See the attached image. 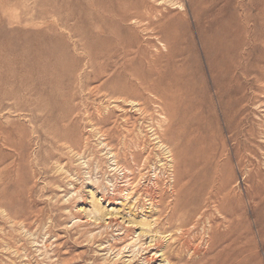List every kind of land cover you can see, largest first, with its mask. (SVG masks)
Here are the masks:
<instances>
[{
	"label": "rangeland",
	"instance_id": "1",
	"mask_svg": "<svg viewBox=\"0 0 264 264\" xmlns=\"http://www.w3.org/2000/svg\"><path fill=\"white\" fill-rule=\"evenodd\" d=\"M256 76L264 0H0V264H141L228 217L264 264Z\"/></svg>",
	"mask_w": 264,
	"mask_h": 264
},
{
	"label": "bare ground",
	"instance_id": "2",
	"mask_svg": "<svg viewBox=\"0 0 264 264\" xmlns=\"http://www.w3.org/2000/svg\"><path fill=\"white\" fill-rule=\"evenodd\" d=\"M137 19V18H136ZM137 24V23H135ZM221 46V44L219 45ZM134 51V50H133ZM219 51V50H218ZM223 51V50H222ZM157 55V54H156ZM155 59V58H154ZM235 59V58H234ZM154 61V60H153ZM234 62V61H233ZM127 63V62H126ZM246 65V64H245ZM246 67V66H245ZM263 67V66H262ZM261 69V68H260ZM245 71V70H244ZM263 70H261L262 72ZM126 72H128L126 70ZM263 73V72H262ZM246 75V74H245ZM253 80L258 83L259 85L261 84V82L264 81V77L263 76H256L253 78ZM138 81V79L136 80ZM141 84L140 87L143 91H148L149 94L150 92L153 94H156V90L155 88L152 86V83H148V82H144L142 83L140 81ZM259 87V86H258ZM259 95L255 96L256 97V101L255 104H264V87H260L259 89ZM152 96V95H151ZM122 99V98H121ZM124 99V98H123ZM127 100V98H125ZM124 99V100H125ZM159 99V98H158ZM131 101V100H129ZM134 101V100H133ZM142 104V102H141ZM157 105V104H156ZM160 106V105H159ZM264 109V108H262ZM263 120H255L253 122V125L248 127L247 129V134L249 135V137L251 139H256L261 138L264 140V118H262ZM249 122V121H248ZM2 130V129H1ZM2 133V132H1ZM9 135V134H7ZM1 136V134H0ZM4 136V135H3ZM6 137V136H4ZM8 138V137H7ZM4 138V139H7ZM3 140V139H2ZM6 142V140L4 141ZM4 142H3V146H4ZM10 142V140L8 141ZM6 142V143H8ZM252 142V141H251ZM250 142V143H251ZM261 142V141H260ZM2 143V142H1ZM5 143V144H6ZM11 145L8 146H12V142H10ZM14 143V142H13ZM258 144V143H257ZM14 147V146H12ZM15 147H17L15 145ZM13 150V149H12ZM16 151V150H15ZM258 165V163H257ZM259 167V166H257ZM213 182V181H212ZM217 183V182H216ZM215 183V184H216ZM209 184V183H208ZM211 184V183H210ZM218 185V184H217ZM212 186V189L214 191H218L217 186L214 185H210ZM191 189V188H190ZM209 189V188H208ZM220 189V188H219ZM193 190V189H191ZM212 190V191H213ZM210 193H213V192ZM221 191V190H220ZM207 193V191H206ZM221 193V192H219ZM205 194V193H204ZM203 194V195H204ZM209 194V193H208ZM212 195V198L214 200H211L213 202V206H215V203L218 204V202L216 201V194L214 192V194H210ZM223 195V194H222ZM225 195V194H224ZM260 195V194H259ZM205 196V195H204ZM210 197V196H208ZM218 197V196H217ZM222 197V196H221ZM219 198V197H218ZM223 198V197H222ZM221 198V199H222ZM220 199V198H219ZM218 200V199H217ZM206 201V200H205ZM204 201V202H205ZM219 201V200H218ZM203 202V204H204ZM211 202V203H212ZM220 202V201H219ZM180 202H177V204ZM175 204V205H177ZM202 204V205H203ZM221 204V203H220ZM198 205V204H197ZM206 204H204L205 206ZM209 205V204H208ZM211 205V204H210ZM203 206V207H204ZM212 206V205H211ZM176 207V206H175ZM198 207V206H196ZM195 207V208H196ZM202 207V209H203ZM219 207V206H218ZM205 208V207H204ZM210 208V206L208 207V209ZM212 208V207H211ZM227 208V207H226ZM175 209V208H174ZM201 209V210H202ZM213 209V208H212ZM225 209V208H224ZM176 210V209H175ZM173 210V211H175ZM217 211H220L219 208H216ZM223 210V209H222ZM227 210V209H225ZM223 210V211H225ZM172 211V212H173ZM177 211V210H176ZM181 212V210H179ZM203 211V210H202ZM205 211V209H204ZM212 211V210H211ZM178 212V211H177ZM200 212V210H199ZM209 212V211H207ZM214 212V211H212ZM221 212V211H220ZM228 212V211H227ZM170 213V212H169ZM168 213V214H169ZM185 213V212H184ZM191 213V212H189ZM201 213V212H200ZM215 213V212H214ZM212 213V214H214ZM183 214V213H182ZM194 214V213H193ZM202 216L200 219L205 218L206 211L205 213H201ZM200 214V215H201ZM225 214V213H223ZM230 214H232L230 212ZM180 215V214H179ZM192 215V214H191ZM198 215V214H197ZM196 215V216H197ZM209 215V213H208ZM176 216H178V214H176ZM175 216V217H176ZM182 216H185L184 214ZM239 216V215H238ZM170 217V216H169ZM172 217V216H171ZM179 217V216H178ZM177 217V218H178ZM193 217V215H192ZM224 217V216H223ZM228 217V216H227ZM241 217V216H240ZM243 217V215H242ZM194 218V217H193ZM191 218V219H193ZM225 218V217H224ZM232 218V217H231ZM230 217H228V220L223 219L226 221V226L228 227V230L225 231L224 233H219L218 232V222H216L215 218H210L208 219V223H206L208 225V227L206 228V232H204V234H207L206 239L203 241L204 242V246L201 247L200 246V241L202 240L201 236H196L195 233L193 231H195L196 226L199 223V219H197V221H192L191 222L188 219H182L180 220L179 218V224H174L177 228L178 234H176V238L173 242H169L166 241L164 243H161L159 239H161L160 237H165V236H157L154 237V239H150L151 241L148 242V244L145 245L144 248H142L141 246L143 244H140V247L142 248L141 250L142 252V256L138 257V260L141 264H154V263H158V264H246V239H245V232L244 230L242 231V233H240V235H238L236 237L233 236V233L230 230V225L231 222L229 220H231ZM244 218V217H243ZM172 219V218H170ZM245 219V218H244ZM243 219V222H244ZM169 220V218L167 219ZM203 220V219H202ZM233 220V219H232ZM178 221V220H177ZM224 221V222H225ZM238 221V220H237ZM240 221V220H239ZM171 222V221H170ZM176 222V221H175ZM222 222V223H224ZM241 222V221H240ZM239 222V224H240ZM201 223V222H200ZM173 225V223H170ZM173 225V226H174ZM245 225V224H244ZM199 226V225H198ZM223 226V225H222ZM221 227V226H220ZM239 227V225L237 226ZM243 227V224H242ZM202 228V227H201ZM204 228V227H203ZM202 228V230H203ZM235 228V227H234ZM171 229V228H170ZM174 229V228H173ZM174 231V230H173ZM158 232V231H157ZM235 232V231H234ZM245 240V241H244ZM220 241H224L225 245H220L219 242ZM139 247V248H140ZM221 247V248H219ZM191 253L190 255H188L189 253ZM139 254H137L138 256ZM135 257V256H134ZM198 257V258H196ZM236 259V261H233V259ZM138 263V262H137Z\"/></svg>",
	"mask_w": 264,
	"mask_h": 264
}]
</instances>
